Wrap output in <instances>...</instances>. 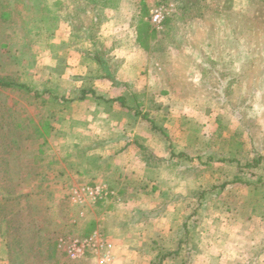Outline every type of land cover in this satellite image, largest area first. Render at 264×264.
Listing matches in <instances>:
<instances>
[{"label":"rangeland","instance_id":"rangeland-1","mask_svg":"<svg viewBox=\"0 0 264 264\" xmlns=\"http://www.w3.org/2000/svg\"><path fill=\"white\" fill-rule=\"evenodd\" d=\"M111 1L110 11L121 13L116 15L115 27H111L117 34L107 35L110 36L107 39L100 37L103 18L97 16L100 15L97 6L85 0H0V78L19 84L0 85V264H88V258L93 259L90 264H113V243L100 230L79 233L52 227L45 233L40 231L36 217L41 215L33 214L30 209L36 205L30 194L40 186L47 184L49 188L52 183L57 184L48 175L41 182L40 174L46 169L42 162H47L48 173H53L55 168L64 176L57 179L64 182V201L78 207L75 227L85 217L89 204L117 198V191L102 178L107 165L92 169L96 160L103 163L98 158L100 154L106 162L110 160L122 138L115 132H99L97 136L80 133L71 137L69 113L77 95L71 98L63 87L46 78L57 73L55 66L61 68L56 52L86 43L91 48L113 44L114 38L119 40L117 35L127 31L120 29V23L139 33L141 40L137 42L151 52L155 61L167 66L175 64L176 81L169 83L168 89L177 90L174 96L179 97L167 101V94L162 92L165 84H158L161 92L157 98L152 97L154 94L143 95L144 104L137 107L134 100H125L122 106L126 111L160 112L155 120L163 125L166 114L172 110L197 127L198 119L204 120L198 113L201 104L198 92L203 91L207 106L214 107L211 112L222 109L219 118L226 141L233 135L232 140L239 141L249 131L264 149V0ZM155 6L166 10L159 26L151 20ZM72 22L78 25L76 29ZM91 23L92 28L96 27V42L84 27L80 29V25ZM67 25L74 31L69 32ZM187 78L190 82H186ZM44 88H53L58 96L51 91L43 92ZM38 91L44 95L36 97ZM186 95L188 98L182 100ZM82 124L74 122L73 126ZM211 129L207 126L205 130L208 136ZM194 133L191 138L198 140V133ZM181 134L179 141L185 138ZM253 172L264 173L260 168H253ZM77 174L81 180L70 177ZM97 176V181L89 180ZM94 184H105L113 194L96 201L73 197L78 186ZM55 199L49 198L50 210L57 206L53 205ZM245 231L250 232V228L246 227ZM95 236L112 245L109 257L101 249L73 260L61 244L70 238ZM4 256L11 258L10 263Z\"/></svg>","mask_w":264,"mask_h":264},{"label":"crops","instance_id":"crops-1","mask_svg":"<svg viewBox=\"0 0 264 264\" xmlns=\"http://www.w3.org/2000/svg\"><path fill=\"white\" fill-rule=\"evenodd\" d=\"M97 9L103 18L100 37L110 39L107 35L117 34L111 27H115L116 15L121 12L110 11L108 6L98 5ZM119 25L127 31L117 35L119 40L114 38L113 44L91 48L86 43L60 52L57 48L61 68L55 66L58 74L46 78L63 87L71 98L77 95L69 113L71 137L115 132L122 138L102 176L117 191V198L89 204L85 217L75 227L78 207L64 201V182L57 181L63 174L55 168L48 173V163L42 162L46 169L40 172L41 182L50 176L57 184L40 186L30 194L36 203L30 209L41 215L36 217L40 231L45 233L52 227L79 233L100 230L113 243V264H264V173L253 172V168L264 171V149L249 131L239 141L232 140L233 134L226 141L219 118L222 109L211 112L214 107L207 106L203 91L198 92V113L204 120L197 118V127L172 110L163 125L155 120L160 112L126 111L122 106L125 100H134L137 107L144 104L143 95L154 94L152 97L157 98L161 92L158 84H165L162 92L167 94V101L179 97L174 96L177 90L168 89L169 83L176 81L175 64L155 61L151 52L137 42L141 40L139 33L129 31L123 23ZM65 27L74 31L69 25ZM98 49L110 63H119L113 77H106L104 67L100 71V63L90 59ZM185 97L182 100L188 95ZM111 98L116 100L108 101ZM74 122L83 124L75 127ZM207 126L212 128V137L205 132ZM194 132L198 140L191 138ZM180 133L185 136L183 141H179ZM207 137L211 140L206 141ZM136 140L152 153L149 161ZM249 168L252 170L247 172ZM80 176L70 177L81 180ZM50 197L56 198L53 205H57L51 210ZM246 227L250 232L245 231ZM4 258L10 263L9 256ZM92 260L88 258V264Z\"/></svg>","mask_w":264,"mask_h":264},{"label":"built area","instance_id":"built-area-1","mask_svg":"<svg viewBox=\"0 0 264 264\" xmlns=\"http://www.w3.org/2000/svg\"><path fill=\"white\" fill-rule=\"evenodd\" d=\"M166 17V10L163 6H155L152 9V22L159 26L163 23ZM113 194L105 184L82 185L73 190V197L83 200H99ZM69 258L76 260L84 257L87 253L97 250H105V257H109L112 245L102 241L99 237H89L86 239L70 238L67 241L62 240L61 243Z\"/></svg>","mask_w":264,"mask_h":264},{"label":"trees","instance_id":"trees-1","mask_svg":"<svg viewBox=\"0 0 264 264\" xmlns=\"http://www.w3.org/2000/svg\"><path fill=\"white\" fill-rule=\"evenodd\" d=\"M85 1H87V2H90V3H92V4H94V5H96V6H105V7H107V6H109L110 4H111V0H85ZM97 16H100V15H98L97 14ZM72 27L74 28V29H76L77 28V26L78 25H76L74 22H72ZM96 25V24H95ZM97 25H98V23H97ZM96 25V26H97ZM84 27V28H83ZM81 28H83L84 30H86L87 32H90L89 33V37L91 38V39H94V42H96V38H95V30H96V27L94 28H92V23L91 24H88V25H84V24H82V25H80V29ZM96 48H100V47H96ZM101 49H98L93 55H92V57H93V59L95 60V61H97V62H99L100 63V65H101V67L100 66H98V69L101 71L102 69H103V67H104V73H105V75H106V77H113L114 76V74H115V72L117 71V69H118V67H119V63L118 62H114V61H111V63H110V59H105V58H103V57H105V55L103 56L102 55V53L103 52H101ZM105 61H107L108 63H109V66H106L107 65V62H105ZM105 64V66H103L104 64ZM110 67V68H109ZM98 70V71H99ZM99 71V72H100ZM106 72H108V73H106ZM104 74H102V76H105ZM0 85H2V86H6V87H9V86H14V85H19V84H16L15 82H13L12 80H9V79H6V78H0ZM20 86L21 87H26V88H28V89H31V87H29L28 85H25V84H20ZM45 90L46 91H51L52 93H53V95L55 96V97H57L58 96V94L56 93V90H54L53 88H44V91L43 92H45ZM91 91H93V90H91ZM86 91H84L83 92V94L81 95V96H79L78 98L79 99H82V97H84L83 95H84V93H85ZM94 92V91H93ZM40 92L38 91V94H35L36 95V97H40V95H44V93L43 94H39ZM64 97V96H63ZM97 97H101V96H97ZM113 100H116V99H114V98H111V99H109L108 101H113ZM143 118H145L148 122H150V118H148V116L147 115H144L143 116ZM152 127L153 128H155L156 126L152 123ZM136 143H137V145H138V147H140V149H142L143 151H144V158L147 160V161H149L148 159L150 158V156L152 155V153L146 148V147H144L142 144H139L138 143V140H136ZM98 158H99V160H101V161H103V163H101L100 161L98 162L97 160H96V163L94 164V168L95 169H92V170H99L100 168H101V164H104V165H108L107 164V162L102 158V156H101V154L98 156ZM104 161H105V163H104ZM259 162V159H256V164ZM108 167L106 166V169H107Z\"/></svg>","mask_w":264,"mask_h":264}]
</instances>
